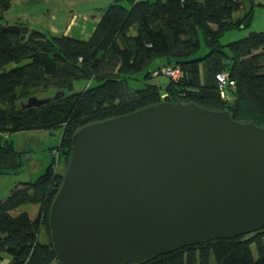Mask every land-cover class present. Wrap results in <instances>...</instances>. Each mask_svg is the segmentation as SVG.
<instances>
[{"label":"trees","instance_id":"1","mask_svg":"<svg viewBox=\"0 0 264 264\" xmlns=\"http://www.w3.org/2000/svg\"><path fill=\"white\" fill-rule=\"evenodd\" d=\"M11 1L0 0V175L16 172L21 155L2 136L33 131H61V136L49 151L52 158L44 173L0 200V260L5 258L6 264H58L48 229L49 209L64 174L55 165L63 163L66 169L72 138L80 128L161 102L193 103L226 111L235 122L264 126V33L227 46L218 43L223 32L250 25L256 0H146L132 1L129 7L114 2L86 42L6 22L3 15ZM246 5L248 12L233 22ZM157 59L164 63L156 71L178 67L182 78L169 80L162 94L154 85L132 89L133 77ZM221 73L236 85L228 101L217 89L215 75ZM81 80L87 86L74 92L73 84ZM49 89L63 96L22 109L29 98ZM26 207L37 208L33 218ZM41 229L47 239L43 244ZM143 264H264V228L190 245Z\"/></svg>","mask_w":264,"mask_h":264},{"label":"water","instance_id":"2","mask_svg":"<svg viewBox=\"0 0 264 264\" xmlns=\"http://www.w3.org/2000/svg\"><path fill=\"white\" fill-rule=\"evenodd\" d=\"M263 228L264 126L181 102L77 130L48 215L58 264H143Z\"/></svg>","mask_w":264,"mask_h":264},{"label":"rangeland","instance_id":"3","mask_svg":"<svg viewBox=\"0 0 264 264\" xmlns=\"http://www.w3.org/2000/svg\"><path fill=\"white\" fill-rule=\"evenodd\" d=\"M248 10L249 5H246L243 12L234 14L232 19L233 22L241 18ZM255 33H264V0L254 1L252 19L248 27L244 29H230L223 32L218 38V43L220 46H227L230 43L240 41L248 35ZM163 63V60H155L148 69H145V71L133 77L135 80L130 82V87L132 89H142L145 84L154 85L158 87L159 93H164L166 87L170 83L167 78L159 76L144 80V76L148 72L156 71L163 66ZM87 84L88 82L84 80L75 82L73 84L74 92L83 90ZM91 85H94V82H92ZM55 94V90L49 89L46 92L36 94V98L47 99L54 97ZM60 136L61 131L20 132L7 135L6 137L2 136V140L12 143L15 151L21 155L19 158L20 167L16 172L0 175V200L6 198V195L20 183L34 182L44 173L52 158L49 151L59 145ZM64 170L63 163L56 162L55 171L62 175ZM25 209L32 214L33 209L31 207H26ZM39 242L41 244L47 242L43 229H41L39 233ZM0 264H6V259L4 258L3 261L0 260Z\"/></svg>","mask_w":264,"mask_h":264},{"label":"crops","instance_id":"4","mask_svg":"<svg viewBox=\"0 0 264 264\" xmlns=\"http://www.w3.org/2000/svg\"><path fill=\"white\" fill-rule=\"evenodd\" d=\"M132 1L146 0H12L3 18L8 23H22L51 37L86 42L110 4L119 2L129 7ZM31 208L32 214L25 211L33 218L37 208Z\"/></svg>","mask_w":264,"mask_h":264},{"label":"built area","instance_id":"5","mask_svg":"<svg viewBox=\"0 0 264 264\" xmlns=\"http://www.w3.org/2000/svg\"><path fill=\"white\" fill-rule=\"evenodd\" d=\"M163 76L168 80L176 83L182 78V73L178 67L168 66L164 67L159 71L152 73L153 77ZM215 81L217 84V89L222 100L228 101L230 97V92L234 91L236 85L235 82L229 79L228 75L225 73L215 75ZM166 95H163L164 99ZM55 154V153H53Z\"/></svg>","mask_w":264,"mask_h":264}]
</instances>
